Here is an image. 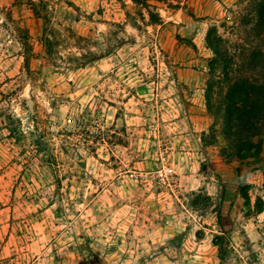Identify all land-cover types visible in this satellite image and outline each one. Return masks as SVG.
Segmentation results:
<instances>
[{"label": "rangeland", "instance_id": "374dc122", "mask_svg": "<svg viewBox=\"0 0 264 264\" xmlns=\"http://www.w3.org/2000/svg\"><path fill=\"white\" fill-rule=\"evenodd\" d=\"M242 3L0 0V264H264V150L227 159L205 104Z\"/></svg>", "mask_w": 264, "mask_h": 264}, {"label": "trees", "instance_id": "16d2710c", "mask_svg": "<svg viewBox=\"0 0 264 264\" xmlns=\"http://www.w3.org/2000/svg\"><path fill=\"white\" fill-rule=\"evenodd\" d=\"M131 1L147 10L149 23L163 25L160 15L151 10L150 0ZM242 4L238 26L247 39H230L217 25L207 30L205 44L212 57L208 61L205 104L214 120L210 144L221 136L227 159L248 160L260 157L264 150V0H243ZM33 10L45 23L50 21L48 15ZM42 41L48 55L54 56L55 42L45 34ZM242 195L249 199V190L244 189ZM254 207L256 213H262L264 200L257 197Z\"/></svg>", "mask_w": 264, "mask_h": 264}, {"label": "water", "instance_id": "95a60500", "mask_svg": "<svg viewBox=\"0 0 264 264\" xmlns=\"http://www.w3.org/2000/svg\"><path fill=\"white\" fill-rule=\"evenodd\" d=\"M28 104L31 106L32 105V102L31 101H28Z\"/></svg>", "mask_w": 264, "mask_h": 264}]
</instances>
